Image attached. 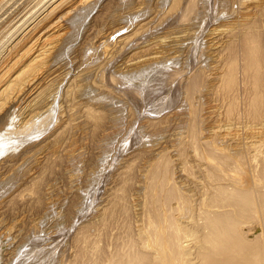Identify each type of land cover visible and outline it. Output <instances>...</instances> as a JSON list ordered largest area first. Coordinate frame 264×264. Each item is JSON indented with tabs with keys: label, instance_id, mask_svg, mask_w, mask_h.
<instances>
[{
	"label": "bare ground",
	"instance_id": "1",
	"mask_svg": "<svg viewBox=\"0 0 264 264\" xmlns=\"http://www.w3.org/2000/svg\"><path fill=\"white\" fill-rule=\"evenodd\" d=\"M42 1L35 17L29 16L31 22L26 25L28 21L22 19L21 31L15 29L19 33L14 32L15 38L0 55V264H95L96 255L101 257L99 264H110L115 250L126 256V264H182L183 260L193 264V246L198 264H264V156L254 166L257 180L240 182L234 172L245 169L248 148L235 147L231 152L219 147V142L207 138L210 131L205 124L211 112L205 107L209 95L219 89L222 93L235 90L239 70L250 78V84L244 82L246 113L252 119L262 115L264 0H169L166 6L167 0H160L164 18L173 16L179 23L195 17L186 23L188 32L178 34L182 29L174 27L149 40L144 36L147 41L130 48L118 72L108 68L109 59L102 58L94 66L80 60L68 79L69 69H62L60 59L90 15L82 43L95 54L103 53L116 34L127 39L134 35L129 33L134 32L132 23L138 17L119 26L109 21L113 15L120 18L111 16L120 6L117 0H38L36 4ZM132 1L121 3L128 7L136 2ZM152 6L142 7L146 13ZM76 8L81 10L76 13ZM210 22L213 27L206 36L222 35L214 38L212 51L210 38L198 43ZM173 34L189 46L185 55L178 40V49L171 51L167 42ZM208 51L215 65L193 68V62ZM217 64L219 68L230 64L233 72L214 71L219 70ZM184 71L190 74L182 82V108L159 117L150 115L176 105L178 86L170 83ZM160 83L170 86L156 95ZM58 96L64 98L66 114L62 103L54 105ZM233 96L227 115L238 111ZM175 115L178 131L165 133L166 121ZM136 120H141L138 130L133 127ZM128 134L132 146H138L124 152L131 145ZM259 148L257 153L262 152ZM118 151L124 153L122 158ZM192 155L200 163L191 161ZM114 161L115 168L109 170ZM77 165L82 168H74ZM194 168L203 177L198 199L194 194L198 191L192 193L179 177L195 178ZM96 199L90 220L75 227L76 219ZM252 216L260 220L259 230L258 222L240 227ZM251 229L256 231L249 233ZM191 235L195 236L183 240Z\"/></svg>",
	"mask_w": 264,
	"mask_h": 264
},
{
	"label": "rangeland",
	"instance_id": "2",
	"mask_svg": "<svg viewBox=\"0 0 264 264\" xmlns=\"http://www.w3.org/2000/svg\"><path fill=\"white\" fill-rule=\"evenodd\" d=\"M38 0H0V55H1V53H4L5 52V50H6V48H7V46L6 45H9L10 43H11V41L15 38V36H16V33L18 34L20 31H21V29L22 28H20V24H21V22H22V19L23 20H25V22H26V20L28 21V22H26V25L29 23V22H31L33 19V17H35V16H33V14L34 13H36L35 11L37 10V8H39L42 4H43V1L42 2H40V3H38V4H36V2H37ZM45 1V0H44ZM121 1L122 0H117V3H120V6H119V4H118V7H117V11L118 12H121V13H113V11L114 12H117V11H115V10H113L112 11V14H111V16L113 15V14H115V17H117V15L118 16H120V18L119 17H117V18H113L114 17V15H113V17H111L113 20H114V22H113V20H110L109 19V21H111L112 23H114V24H121L122 25V23L123 24H125V21H129V20H131L132 19V17L134 18V19H132L131 21H129L130 23H132L133 22V20H135V18L137 19V17H138V19H139V21H138V19L137 20H135V21H137V22H133L132 23V25L134 26V29L131 31V32H133V33H129V35H132V34H134V35H132V36H128V37H130L129 39H127L126 37H125V35H122V34H116L115 36H114V38L112 39L111 38V40H113V41H110L109 43L110 44H108L107 46H109V47H106L105 49H104V52L103 53H101L100 51H103V50H97V52H99V53H97L96 52V50H95V52H96V54L94 53V49H91V47H89L88 45L87 46H85L84 47V44L82 43L83 41V38L82 37H84V35H83V33H85L86 32V30H87V28L89 27V24L88 23H90V21H92L91 20V15L89 16V18H87L88 20L87 21H85L84 22V25H82L81 27H80V29H79V36L77 35L76 37H74L73 39H71V41L67 44V51H66V55H65V57H61V61L60 62H62V69H64V71H66V70H68L69 72H68V74H67V78L66 79H68L69 78V75L70 76H72L74 73H75V71H76V64H77V62H82V61H84L83 63H85V62H87V65H91V66H94V64L95 63H97L99 60H102L103 61V59H109L108 60V68H110V69H113V68H117V69H115V71H117V70H119V68L121 67H124V62H123V60L129 55L128 53L130 52V48H135V47H137L140 43H145L147 40H149V39H151L154 35L155 36H158V35H160L164 30H165V32H166V30L167 29H171V31H168L167 33H170V32H172V28H176V31H177V29L179 30L180 28L182 29H180L181 31H178V34H180V32L181 33H186V32H188V30L189 29H187V27H185L186 26V23H189V21H190V23L192 22V19H194L195 17H192L191 19H187L188 21L186 22V21H179V23L178 22H176L175 21V19L176 18H173V16L171 17V16H167V17H165L164 18V16H165V14L162 12H160V11H163L162 9H161V6H159V2H161L160 0H146V1H139V0H136V2L134 3L133 1V3L132 4H130L131 6H128L127 7V5H125V4H123V3H121ZM104 2V0H102L101 1V3H103ZM148 2V3H147ZM155 2H157V3H155ZM168 2H169V0H167L166 2H164V5L166 6L167 4H168ZM139 3H142L143 5L142 6H144V5H150V6H152V9H151V11L149 10V11H147L146 13H145V8L144 7H142L141 6V4H139ZM153 3V4H152ZM37 5V6H36ZM101 5V4H100ZM99 5V7H97L96 9L98 10L101 6ZM139 5V6H138ZM161 5V4H160ZM81 6H79V8H80ZM131 7V8H130ZM142 7V8H141ZM155 7V8H154ZM159 7H160V9L161 10H159ZM79 8H76L77 9V11H75L76 13H78V11L79 10H81V9H79ZM124 8V9H123ZM128 8V9H127ZM137 8V9H136ZM138 8H141V9H138ZM143 8H144V11H143ZM154 8V9H153ZM95 9V10H96ZM130 10V11H126V10ZM125 10V11H124ZM157 10V11H156ZM239 11H240V9H238ZM132 11H134V12H132ZM128 12H130V14L131 13H135V14H129ZM138 12V13H137ZM39 13V11H37V14ZM126 13V14H125ZM162 14V15H161ZM34 15H36V14H34ZM141 15V16H140ZM32 17V18H30V17ZM122 16V17H121ZM124 16V17H123ZM129 16V17H128ZM27 17V18H26ZM128 17V18H127ZM161 17H163V18H161ZM12 18V19H11ZM73 18V17H72ZM121 18H123L122 20H121ZM130 18V19H129ZM150 18V19H149ZM155 18V19H154ZM21 19V20H20ZM29 19H30V21H29ZM89 19H90V21H89ZM117 19V21H115ZM143 19V20H142ZM153 19V20H152ZM160 19H163L162 21L160 20ZM171 19H173L172 21H171ZM198 19V18H197ZM70 20H72L73 21V19H70ZM119 20H121V21H119ZM150 20H152V21H150ZM166 20V21H165ZM220 19H218V21H219ZM124 21V22H123ZM128 21L126 22V23H128ZM148 22V23H140V22ZM168 21H170L169 23H168ZM116 22V23H115ZM121 22V23H120ZM151 22V23H150ZM172 22V24H170ZM181 22H183V23H181ZM213 23L214 22H210L209 24L210 25H208L209 27H207L206 28V30L204 31V33L203 34H205V36L203 35V34H200V39H198V43H200V42H203V40H204V37H208V38H210L209 39V41H212L213 42V44H214V41L216 40V39H219V37L220 36H222L221 34H218V33H212V36H211V34L209 35L208 34V36H206V33H208L210 30V27L212 28L213 27ZM25 24V23H24ZM23 24V26L25 27L26 25H24ZM136 24V25H135ZM139 24V25H138ZM142 24V26H140ZM145 24V25H144ZM148 24V25H147ZM175 26H174V25ZM179 26V27H176L177 25ZM183 24H184V26H183ZM212 24V25H211ZM16 25H19V26H16ZM70 25L71 26H73V24H71L70 23ZM87 25V26H86ZM118 25V26H119ZM2 26V27H1ZM22 26V27H23ZM111 26H112V24H111ZM144 26V28H142ZM147 26H148V29H147ZM170 26H173V27H170ZM182 26V27H181ZM188 26V25H187ZM215 26V25H214ZM18 27V28H17ZM23 27V28H24ZM137 27V28H136ZM146 27V28H145ZM186 28V30H185V28ZM135 28H136V30L137 31H135ZM141 28V29H140ZM174 28V29H175ZM18 31V29H19V32H17L16 30ZM83 29V30H82ZM174 29H173V31H174ZM85 30V31H84ZM110 30H111V28L109 29V30H107L108 31V33H110ZM141 30H143V31H141ZM151 30V31H150ZM209 30V31H208ZM2 31V32H1ZM140 31V32H139ZM183 31V32H182ZM184 31H186V32H184ZM208 31V32H207ZM14 32H16V33H14ZM135 32H138L137 34H135ZM154 34H153V33ZM2 33V34H1ZM15 35H14V34ZM166 33V34H167ZM9 34V35H8ZM12 34V35H11ZM148 34H150V35H148ZM175 34V33H174ZM173 34V36L172 37H170V38H172L171 39V41H173V43L171 42V41H168L167 42V44H170L173 48L171 49V51H173V49L175 50V49H178L177 48V45H178V42H179V44H181V45H183V46H181V45H179L178 47L180 48H182L181 50L182 51H184L182 54L183 55H185L186 53H185V51L187 52V50H188V48H189V46H186L187 44H185L184 45V41H179V40H184L181 36V38L178 36V34H176V35H174ZM82 35V36H81ZM111 35V34H110ZM120 35V36H119ZM216 35H217V37H216ZM122 36H124L123 37V39L124 40H122ZM144 36H147L146 38H147V40H146V38L144 37ZM150 36V37H149ZM175 36V37H174ZM8 37V38H7ZM13 37V38H12ZM179 37V38H178ZM119 38H121V39H119ZM170 38H169V40H170ZM174 38V39H173ZM214 38H216V39H214ZM11 39V40H10ZM143 39V40H142ZM179 39V40H178ZM212 39V40H211ZM10 40V41H9ZM119 40H120V42H119ZM122 40V41H121ZM129 40V41H128ZM177 40H178V42H177ZM142 41V42H141ZM208 41V40H207ZM72 42V43H71ZM112 42V43H111ZM138 42H139V44H138ZM170 42V43H169ZM174 42H176V43H174ZM188 42V41H187ZM81 43V44H80ZM125 44V45H124ZM138 44V45H137ZM166 44V45H167ZM174 44H176V45H174ZM210 45L211 46V51L212 50H215V49H213V47H215V44L214 45ZM4 45V46H3ZM75 45V46H74ZM127 45L129 46V47H127ZM82 46V47H81ZM168 46V45H167ZM171 46H168V47H171ZM118 47V48H117ZM122 47V48H121ZM121 48V49H120ZM129 50H127V49ZM184 48V49H183ZM186 48V49H185ZM86 49V50H85ZM92 50H93V52H92ZM110 52H109V51ZM120 50V51H119ZM116 51H117V53H116ZM124 51V52H123ZM179 52L178 53H181L180 52V49L178 50ZM95 55L94 57V59H91L90 57L93 55L92 53ZM208 53H209V51L208 52H206V54H204V55H206V57L204 56V55H202L201 57H199V58H197L194 62H193V68L195 67V68H198V69H200V68H204V67H206V65H207V69L209 68L208 66H212L213 64L215 65V62H212V60L210 59V56L208 55ZM177 54V52L174 54H172V55H176ZM183 55H181L179 58H181V57H183ZM112 56V57H111ZM115 56V57H114ZM101 57V58H100ZM209 57V58H208ZM238 57V56H237ZM66 58V59H65ZM74 58V59H73ZM79 58V59H78ZM99 58V59H98ZM103 58V59H102ZM124 58V59H123ZM70 60V61H69ZM72 60V61H71ZM80 60H82V61H80ZM199 61V62H198ZM76 62V63H75ZM121 62H123V64H121ZM238 63H240V64H242V60L241 59H238ZM121 64V65H120ZM174 63H170V65H173ZM197 64H200V65H198L197 66ZM231 64V63H230ZM230 64H226L223 68H219L220 66H219V64H217V67L219 68V70H217V69H214V71L216 70V71H220V69L221 70H224V72L222 73V74H227V73H232L233 72V69L231 68V69H229L230 68ZM119 65H120V67H119ZM175 65H177V64H175ZM74 67V68H73ZM66 68V69H65ZM126 68V67H125ZM205 68V69H206ZM208 72H207V74H210V72H211V69L210 70H207ZM210 71V72H209ZM118 72V71H117ZM190 72H193V70H191ZM190 72H188V71H184V72H182V74H181V77L179 76L178 77V79H174L170 84H171V86L172 87H176V85L178 86L177 87V91L179 92V94L180 95H178L179 97H178V100H177V102H176V105H174L173 107H170V108H166V109H164L163 111H161L160 113H157V114H155V113H151L150 115H153V116H160L161 114H164V113H167V112H171V111H173V110H175V109H177V110H179V109H181L182 108V106L180 105L181 103H182V98H183V95H184V93H185V87L184 86H182V84L186 81V78H184V77H186L187 75H189L190 74ZM72 74V75H71ZM237 74H238V77L240 78V83H239V85H238V87L235 89V90H229V91H227V92H224V93H222L221 92V90L219 89V91L218 92H214V93H212L211 95H209V99H208V101L209 102H207L206 104H205V107L207 106V110L208 111H211V112H209L208 114H210V116H209V120H208V122L207 123H205L206 124V129H208L210 132H209V134H207L209 137H207V138H209L210 140H215V142H217V145H218V142H219V147H221V148H223V149H226V150H228L229 149V151L231 150V152L234 150V148L236 147H240V146H242L243 148L244 147H246V148H248V149H245V153H247V156H250V157H247V156H245V158H246V163H247V165H246V163H245V169L244 170H241V171H238V172H234V173H237L236 174V177H240V178H237V179H239L240 180V182H242V181H245V183H252L253 181H256V180H254V178H256L255 176H257V175H255L254 174V170H255V165H257V167H258V164L261 162V160L263 159V158H261V157H263L264 156V107H263V111H262V115L260 116V117H258V118H256V119H252L251 117H249V115L246 113V111H247V109H246V101H247V98H248V92H247V90L245 89V85H244V82H245V84L246 85H248V84H250V78L249 77H246V76H244V74H243V71L242 70H239V71H237ZM211 77V76H210ZM180 78V79H179ZM184 78V79H183ZM158 81L156 80V83H157ZM183 82V83H182ZM67 82H63V86H65V84H66ZM180 84V85H179ZM160 86H161V90L160 91H156L155 92V94L156 95H159V94H161L163 91H166V89L168 88V86H170L169 84L168 85H165L164 87H162V85H161V83L159 84ZM159 85H156L155 87L157 88ZM62 86V87H63ZM182 87V88H181ZM162 88H163V90H162ZM60 90V89H59ZM93 90L94 91H98L99 89L97 88V87H93ZM182 92H181V91ZM184 90V91H183ZM61 91V90H60ZM94 91H92L93 93H94ZM59 92V91H58ZM98 92H102L101 90H99ZM184 92V93H183ZM234 93V94H233ZM59 95V94H58ZM234 95V96H233ZM232 96L233 97H235L236 96V100H237V107L238 108H236L238 111L236 112V113H233V114H229V115H227L226 114V111L228 112V108H227V104H228V102H229V100L232 98ZM180 97H182V98H180ZM214 98V99H213ZM221 98V99H220ZM57 99H58V101H57ZM57 99H56V102L54 103V105H55V107H57V103L59 102V103H62L61 104V106H63V113L64 114H66V111H65V108H66V103L64 102V98H61V97H57ZM63 100V102H62V100ZM180 99V100H179ZM239 99V100H238ZM179 102V103H178ZM53 105V106H54ZM218 105V106H217ZM150 107L151 106H149L148 108H147V110H149L150 109ZM208 108H210V109H208ZM246 110H245V109ZM244 111V112H243ZM62 113V116H65L64 114ZM144 115H147V114H144ZM58 116H59V113H58ZM179 120V118H178V116H173L172 118H169L167 121H166V124H167V127L166 128H168V130L165 132V133H170V134H176V132L178 131V120L176 119V118ZM172 119V120H171ZM170 120H171V123H169L170 122ZM173 120H175L174 122H173ZM140 121L141 120H139V121H135L134 122V125H133V127H134V129L135 130H138V124L140 123ZM137 128V129H136ZM215 129V130H214ZM225 129V130H224ZM218 133H217V132ZM236 131V132H235ZM213 132L217 135H215V134H213ZM223 134V135H222ZM135 135H133V137H134ZM215 136H216V138H215ZM218 136H219V138H218ZM128 138L129 139H127V141L129 142V141H131V142H133L132 140H133V138H132V136H131V134L129 135L128 134ZM132 138V139H131ZM215 138V139H214ZM222 138V139H221ZM217 139V140H216ZM221 139V140H220ZM219 140V141H218ZM238 140V141H237ZM226 141V142H225ZM131 142H129V144H131ZM222 142H223V144H222ZM255 142V143H254ZM222 145H221V144ZM225 143V144H224ZM260 143V144H259ZM241 144H245V146H243V145H241ZM255 144V145H254ZM229 146V147H227V146ZM261 145V146H260ZM132 146V144L131 145H129L128 146V150L127 151H124V152H128V151H130L131 149H130V147ZM134 146V147H133ZM133 148L135 149L138 145L137 144H133ZM231 146H232V148H231ZM256 146V147H255ZM259 146H260V148H259ZM261 149L262 150V152L261 153H257L256 151H259V150H256V149ZM252 149V150H251ZM249 151V152H248ZM7 153H9V152H7ZM118 155H120V156H118V158H122L123 156H124V153L122 154V152L121 151H118ZM250 155H249V154ZM258 154V155H257ZM40 155V154H39ZM38 155V156H39ZM246 155V154H245ZM253 157H252V156ZM257 156H259V157H257ZM253 158H255V159H253ZM258 158V159H257ZM190 159H191V161L193 160V162H195V163H200L198 160H199V158L197 157H195L194 155H192V156H190ZM259 159H261V160H259ZM259 160V161H258ZM250 162V163H249ZM254 162V163H253ZM256 162H258V163H256ZM115 164H116V161H114L113 162V166L111 165V166H109V170H113L114 168H115ZM253 165V166H252ZM78 167V169H80V167L81 166H79V165H77L76 167L74 166V168H77ZM251 167V168H250ZM82 168V167H81ZM111 168H113V169H111ZM254 168V169H253ZM178 169V168H177ZM177 169H175V172H176V174H178L179 172H177L176 170ZM77 170V169H76ZM194 170H195V175H196V177L195 178H193L192 177V179L191 178H189L188 176L184 179V176L183 175H179V177L181 178V181H182V183L184 184V185H186V187L188 188L189 187V189L191 190V192L192 193H194V192H197L198 191V193H194V194H196L195 196V198H197L198 196L200 197V194H201V191L200 190H202V188H201V186H202V179H203V177H202V172L199 170V168H194ZM241 172V176H239V173ZM253 172V173H252ZM243 175V176H242ZM254 176V177H253ZM183 178V179H182ZM241 179H242V181H241ZM244 179V180H243ZM247 181H249V182H247ZM244 183V182H243ZM194 184V185H193ZM190 185V186H189ZM102 186H104V184L102 183ZM195 189V190H194ZM198 189V190H197ZM200 189V190H199ZM103 191V187L102 188H100V190H99V194L101 193ZM56 193V192H55ZM7 194V192H3V195L5 196ZM98 194V195H99ZM199 194V195H198ZM55 195V194H54ZM57 195V194H56ZM55 195V196H56ZM198 197V198H199ZM197 198V199H198ZM60 200V199H59ZM98 199H96V201H94V203H93V201L92 202H90V208H89V210L87 209L86 211L87 212H85V213H83L82 214V216H80L78 219H76L77 220V224L75 225V227L77 226V225H81L82 223H84L85 221L87 222V221H89L90 220V218H91V214H94L95 213V209H93V207H95L96 205H97V201ZM58 201V200H57ZM66 203H67V201H63V205L65 204L66 205ZM64 205V206H65ZM171 205H173V206H175L176 205V202L175 201H171ZM93 209V210H92ZM91 210H92V212H91ZM77 213V209L75 210V215H77L76 214ZM88 216L90 217V218H88ZM255 220H254V219ZM257 217H248L247 218V220L245 221V222H243V224L240 226V227H243V225H245L246 227L248 226V227H254V226H256V223L259 221L260 222V220L258 219H256ZM66 219V218H65ZM67 220V219H66ZM65 220V221H66ZM80 220V221H79ZM84 221V222H83ZM251 221V222H250ZM256 221V222H255ZM257 223V230H259V227L258 226H260L261 224L260 223ZM248 223H250V224H248ZM255 223V224H254ZM260 224V225H259ZM71 232H70V234L71 233H73L74 231H75V228H72L71 230H70ZM254 231H256V230H254V229H251V230H249V233H253ZM195 235H191V236H189V238L186 236V237H184L183 238V240H188V239H191V238H193ZM64 240H65V238H63L62 239V241H60L59 243H61V245L64 243ZM147 240V239H146ZM139 245H140V243H138ZM7 244H5V246H6ZM138 245V246H139ZM57 249H59V247L57 248ZM196 249H197V247H195V246H193V248L191 249L192 251H191V254H190V257H191V259H190V261L191 262H193V264H198V258L196 257V255H197V251H196ZM115 250V249H114ZM195 251H196V253H195ZM114 252V251H113ZM118 252V253H117ZM114 253H116V254H114ZM113 253V255H115L114 257H113V255H112V260H113V262L111 261V263L110 264H126L127 262H126V256H124L123 254L121 255V253L122 252H120L119 250H115V252ZM103 256H105V254H103ZM124 256V257H123ZM121 257H123V258H121ZM101 259V257L99 258V255L97 256L96 255V257H95V259H92L93 261H94V263L95 264H99V263H101L102 261L100 260ZM91 260V261H92ZM125 260V261H124ZM93 261L92 262H90V263H93ZM96 261V262H95ZM184 262H182L181 261V263L183 264H187L185 261L186 260H183ZM189 261V262H190ZM190 262V263H191Z\"/></svg>",
	"mask_w": 264,
	"mask_h": 264
}]
</instances>
